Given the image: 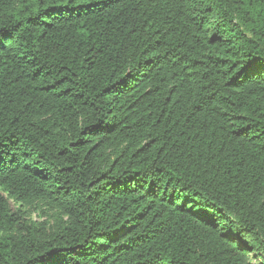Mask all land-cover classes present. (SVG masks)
<instances>
[{
	"label": "trees",
	"instance_id": "trees-1",
	"mask_svg": "<svg viewBox=\"0 0 264 264\" xmlns=\"http://www.w3.org/2000/svg\"><path fill=\"white\" fill-rule=\"evenodd\" d=\"M0 264H264V0H0Z\"/></svg>",
	"mask_w": 264,
	"mask_h": 264
},
{
	"label": "rangeland",
	"instance_id": "rangeland-1",
	"mask_svg": "<svg viewBox=\"0 0 264 264\" xmlns=\"http://www.w3.org/2000/svg\"><path fill=\"white\" fill-rule=\"evenodd\" d=\"M25 210L30 211L29 214L32 216L34 221H44L47 219L45 210H40L38 208H26Z\"/></svg>",
	"mask_w": 264,
	"mask_h": 264
}]
</instances>
